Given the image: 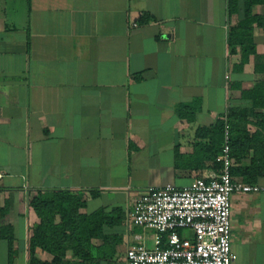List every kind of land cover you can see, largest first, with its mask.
I'll use <instances>...</instances> for the list:
<instances>
[{
	"label": "crops",
	"instance_id": "obj_1",
	"mask_svg": "<svg viewBox=\"0 0 264 264\" xmlns=\"http://www.w3.org/2000/svg\"><path fill=\"white\" fill-rule=\"evenodd\" d=\"M245 3L230 13L229 0H0V228L13 234L12 260L0 238V264H28L38 192L82 193L86 215L121 209L113 257L95 264H126L137 236L151 246V230L129 224L138 195L217 172L213 128L230 109L264 115L241 95L264 86V70L251 55L235 71L241 57L228 48ZM251 14L264 17V0ZM253 39L264 56L263 27ZM262 122L239 125L264 137ZM255 184L231 199L232 264H264V176Z\"/></svg>",
	"mask_w": 264,
	"mask_h": 264
},
{
	"label": "trees",
	"instance_id": "obj_2",
	"mask_svg": "<svg viewBox=\"0 0 264 264\" xmlns=\"http://www.w3.org/2000/svg\"><path fill=\"white\" fill-rule=\"evenodd\" d=\"M260 1L262 0H245V18L238 24L229 27L228 48L231 53H239L241 57L240 63L233 67L235 71L242 70L251 55L254 57V69L256 71L264 70V56L257 54L253 39L254 27L264 28V17L251 14L253 3ZM229 4V12L232 13L236 0H229ZM241 95L242 97L258 98L256 101L253 100V107L262 108L264 106V86L261 83H256L250 92L241 91ZM253 110V108L250 110L230 109L226 113L230 126L231 157L236 162H240V165L232 166L231 175L233 178H241L246 184H255L259 177L264 176V137L262 132L247 137L239 125L248 116L264 121V115L256 114ZM223 125L222 117L213 128L219 136L218 151L212 155L214 162L222 144ZM261 129L264 130L263 122ZM248 149H252L253 153L250 165L244 167L241 165V160ZM215 164L217 163L215 162ZM98 193L92 191L90 196L95 197ZM85 206L86 200L83 198V194L69 190L38 192L29 201V208L37 221H34L30 227L32 233L29 239L28 264H95L98 260L113 257L109 250L113 249L120 241L115 230L124 224L123 212L119 208H114L109 212L99 209L86 215L79 211ZM0 238L7 242L12 260L13 234L10 226L0 228ZM94 239L101 240L102 245L95 246L92 243ZM37 250L51 254V262L36 259ZM68 252L71 253L70 256H67Z\"/></svg>",
	"mask_w": 264,
	"mask_h": 264
},
{
	"label": "built area",
	"instance_id": "obj_3",
	"mask_svg": "<svg viewBox=\"0 0 264 264\" xmlns=\"http://www.w3.org/2000/svg\"><path fill=\"white\" fill-rule=\"evenodd\" d=\"M223 121L222 144L215 158L217 172L182 188H149L134 200L129 224L151 230L152 244L145 245L137 236L126 250V264H232V196L257 193L260 188L240 183L231 175L226 114Z\"/></svg>",
	"mask_w": 264,
	"mask_h": 264
}]
</instances>
